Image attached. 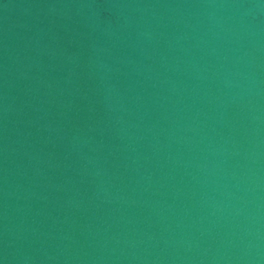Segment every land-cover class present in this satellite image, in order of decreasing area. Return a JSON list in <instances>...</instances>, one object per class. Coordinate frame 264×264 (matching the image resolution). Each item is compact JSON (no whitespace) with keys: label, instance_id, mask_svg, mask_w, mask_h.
I'll use <instances>...</instances> for the list:
<instances>
[{"label":"water","instance_id":"obj_1","mask_svg":"<svg viewBox=\"0 0 264 264\" xmlns=\"http://www.w3.org/2000/svg\"><path fill=\"white\" fill-rule=\"evenodd\" d=\"M2 264H264V0H0Z\"/></svg>","mask_w":264,"mask_h":264},{"label":"snow or ice","instance_id":"obj_2","mask_svg":"<svg viewBox=\"0 0 264 264\" xmlns=\"http://www.w3.org/2000/svg\"><path fill=\"white\" fill-rule=\"evenodd\" d=\"M0 264H2V261H0Z\"/></svg>","mask_w":264,"mask_h":264}]
</instances>
